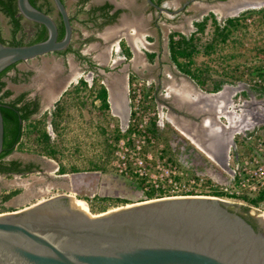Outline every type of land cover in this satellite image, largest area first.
<instances>
[{
    "label": "rangeland",
    "instance_id": "1",
    "mask_svg": "<svg viewBox=\"0 0 264 264\" xmlns=\"http://www.w3.org/2000/svg\"><path fill=\"white\" fill-rule=\"evenodd\" d=\"M75 1L64 0L69 13L74 12ZM183 1L164 2L167 7L176 8ZM222 2L219 0L214 5L209 1L194 0L180 12L172 13L156 11L145 0H137L139 9L133 13H143L145 19L137 23L134 21L140 29L131 25L130 32H127V21H123L122 14L115 23L96 28L90 21L79 20L86 17L81 10L72 19L71 45L93 60L94 66L88 70L90 73L83 68L86 62L71 52L43 53L20 60L10 68L4 79L5 85L12 89V95L22 89H32L45 78L65 71L66 67L76 66L78 72L70 79L73 81L81 75L88 82L93 79L96 84L100 78L106 79L107 91L110 87V101L107 108H102L95 99L94 91H89L87 87L71 89L70 85L66 86L61 96L63 110L55 129L49 123V111L55 95L42 102L38 112L31 118L35 128L24 132L10 153L11 157L37 161L41 167L22 175L1 178L0 212L18 209L60 193L84 200L86 210L94 215L124 203L147 199L144 192L149 189L148 182L139 175L129 176L119 171L112 162L116 150L117 155L121 153L124 157L131 153L124 150L123 144L120 147L117 139L127 135L124 130L129 125V107L133 95L138 91L139 114L150 118L155 116L161 129L157 136L154 135L152 142H145L142 146V151H149L151 156L146 160H149L145 164L147 172H152L156 160L163 156L182 170L181 181L185 182L184 185H192L195 193L220 191L222 195L215 196L259 208L258 211L264 214V199L253 205L242 198L229 196L227 192L233 185L234 169L240 157L248 151L253 135L264 131V94L251 88L252 85H259L253 80L256 76L264 80V1ZM261 6L263 8L240 17L243 24L241 29L225 41L218 42L210 53L194 54L191 66L203 70L207 77L200 86L170 61L166 48L167 32L173 29L190 32L193 29L191 20L200 18L202 10L206 13L207 9H211L215 17L221 19L244 8ZM49 14L55 18V8ZM20 23L21 29L16 35L27 39L34 23L25 17L20 18ZM9 27L8 17L0 11V31L4 38L9 35ZM210 33L211 25L207 23L201 33V40ZM125 49L129 52L126 53ZM147 51L155 52L151 59ZM104 65L107 67L105 70L102 68ZM127 72L135 74L128 82L125 78ZM12 76L17 77V80L13 81ZM119 80L122 89L117 83L114 84ZM218 80H222L221 87L216 91L208 90L211 83ZM118 92L120 98L117 97ZM221 101L222 112L226 108L231 109L229 115H233L232 125H222L220 129L213 130L214 123L221 125L225 122L224 115L216 111ZM198 108L204 110L201 119ZM184 113L185 117L181 115ZM177 116L182 120L179 127V120L176 122L175 118ZM203 117L211 119V125L192 123L197 118L202 122ZM170 118L176 125L169 121ZM43 127L50 134L55 149L53 157L45 154L36 140L37 132ZM114 127L120 130L117 139L114 137ZM165 142L168 148L164 151ZM58 165L64 169L61 174L57 172ZM71 167L75 169L71 170ZM191 177L195 178L190 184L188 179ZM171 188L172 185L165 184L153 197L174 194ZM12 190L16 192L4 198Z\"/></svg>",
    "mask_w": 264,
    "mask_h": 264
},
{
    "label": "water",
    "instance_id": "2",
    "mask_svg": "<svg viewBox=\"0 0 264 264\" xmlns=\"http://www.w3.org/2000/svg\"><path fill=\"white\" fill-rule=\"evenodd\" d=\"M15 1L22 17L42 23L47 34L29 43L0 41V70L65 47L72 33L62 0H52L60 38L54 17L29 0ZM2 130L0 112V148ZM262 226V212L209 194L152 197L93 215L60 193L0 212V264H264Z\"/></svg>",
    "mask_w": 264,
    "mask_h": 264
},
{
    "label": "trees",
    "instance_id": "3",
    "mask_svg": "<svg viewBox=\"0 0 264 264\" xmlns=\"http://www.w3.org/2000/svg\"><path fill=\"white\" fill-rule=\"evenodd\" d=\"M33 5L36 7L44 10L47 13H50L54 5L52 0H29ZM65 4L64 0H62ZM88 0H76L75 1V9L73 13L68 12V16L70 21L75 17V13L78 11L83 10L85 12L86 17L83 19H79L81 22H88L91 21L97 27L102 26L104 23L111 22L114 20L118 13V9L110 11L111 4L104 2L101 4H92L88 7H84V4ZM159 2L160 0H155ZM261 7H250L241 9L238 13L227 15L221 19L215 17L214 13L209 10L205 14H203L200 18L192 20L193 29L188 32L184 33L179 30H169L166 34V48L168 52V57L170 61L175 65V67L184 75L188 76L195 84L201 85L207 77H205L204 71L199 69L198 67H192L191 64L193 62L194 54L198 52H202L204 54L210 53L214 50L216 44L218 42L225 41L232 33L238 31L243 26L240 17L251 14L253 10L261 9ZM0 11L4 13L8 17V22L10 24L9 27V35L7 38H4L1 35L0 31V41L10 44H20V43H29L36 40L43 39L46 34L47 30L46 27L40 23L33 21L34 28L27 39H24L22 35L17 36L16 33L21 29L20 18L22 15L18 12L16 1L15 0H0ZM57 16L54 18L58 35L57 38H60L63 34V25L61 22L60 15L56 11ZM209 23L211 25V33L209 36L201 40V33L204 31L205 26ZM73 51L76 53L78 57L81 59L87 60L88 63L92 64V61L88 60V57L83 55L81 52L78 51V48L71 45V42L67 44L63 49H60L59 52L65 51ZM126 53L129 51L125 49ZM146 54L151 59L152 56L155 54L154 51H147ZM20 61V60H19ZM18 61L10 63L9 65L3 67L0 70V112L2 115V143H1V150L0 154H5L11 152L16 144L19 142L21 136L24 132L33 131L32 129L35 128V124L31 121L32 114L37 109V101L32 99L25 98V91H19L12 95L13 91L11 88L5 86V79L4 76L6 72L15 66ZM135 77V74L130 72L128 81ZM12 80H17V77L12 76ZM79 82L82 83L83 87H87L86 81L82 78H79ZM222 80H218L212 82L210 88L208 90L216 91L221 87ZM77 84L70 85L72 89L73 86L76 88ZM75 88V89H76ZM89 91H94L95 98L100 100L99 106L102 108H107L109 106L108 98H107V89L105 86L93 80L92 84L87 87ZM256 91L264 94V87L262 85H252ZM65 90L63 91V94ZM62 96V95H61ZM61 96L54 101L53 107L50 109V122L52 126L55 124V118L60 117L62 110H63V103L61 102ZM25 122H28L25 126ZM30 128V129H29ZM27 131H26V130ZM148 129L153 134L156 135L160 132V127L157 125L155 116L151 117L148 120ZM128 127L125 128L124 131H127ZM119 128L114 127V137L117 139L119 134ZM250 134L251 131H248ZM247 133V134H248ZM37 142L40 144L42 150L45 154L53 157L55 153V149L52 146V142L50 140L49 132L43 127L41 130L37 132ZM164 151L167 150L166 142L164 143ZM20 163V160L17 158H12L10 160V167L11 170H21L22 168L17 166ZM1 169V168H0ZM74 167H71V170H74ZM59 171H64L63 167L59 165ZM140 182V181H139ZM15 190L8 192L4 198L10 196L11 194L15 193ZM209 194L214 195H222L220 191H210ZM146 198L156 196L154 188L146 189L144 192ZM244 198L249 204L257 205L259 202L264 198V191L259 192L253 197L245 196L241 197Z\"/></svg>",
    "mask_w": 264,
    "mask_h": 264
},
{
    "label": "built area",
    "instance_id": "4",
    "mask_svg": "<svg viewBox=\"0 0 264 264\" xmlns=\"http://www.w3.org/2000/svg\"><path fill=\"white\" fill-rule=\"evenodd\" d=\"M253 80L264 86V80L260 77L256 76ZM131 91L134 92V89ZM139 96V92L136 91L129 107L130 116L126 137L117 139V144L120 147L123 144L124 150L131 153H127V156L124 157L121 153L117 155L118 150H116L112 162L118 166L119 171H123L129 176L136 174L144 178L148 182V187L154 188L156 193L167 184L172 185L171 191L175 192L170 195L197 194L193 191L195 188L192 185H184L185 182L181 181L182 170L178 169L175 163L166 161L163 156L156 160L153 171L147 172L145 164L151 156L149 151H142V146L145 142H152L154 135L148 129L150 117L143 113L139 114ZM194 178L188 179L189 183L193 182ZM233 179V185L227 190L229 196L253 197L264 191V131L253 135L248 151L240 157L236 169H234ZM200 181L201 178L198 179V182Z\"/></svg>",
    "mask_w": 264,
    "mask_h": 264
},
{
    "label": "flooded vegetation",
    "instance_id": "5",
    "mask_svg": "<svg viewBox=\"0 0 264 264\" xmlns=\"http://www.w3.org/2000/svg\"><path fill=\"white\" fill-rule=\"evenodd\" d=\"M154 2H156L155 0H153ZM165 0H160L159 2H156V3H158V4H160V5H162V6H164V7H167L166 6V4H165V2H164ZM192 1H194V0H184L182 3H181V5H179L178 7H176V8H170V7H167L170 11H168V12H172V13H177V12H180L184 7H185V5L186 4H188V3H191ZM204 2L206 1V2H211L212 4H214V5H217L218 4V1L219 0H203ZM147 3V2H146ZM92 4H94L93 3V1H91V0H88L85 4H84V6L85 7H88L89 5H92ZM95 4H98V3H95ZM148 6L150 7V8H152V9H154V10H156V11H159V12H161V11H166V10H163V9H157V8H155L154 6H151V5H149L148 4ZM112 6H111V8H110V11H112ZM114 10V9H113ZM209 10H211V9H207L206 10V12L207 11H209ZM212 11V10H211ZM68 12V11H67ZM213 12V11H212ZM203 14H205V13H203V10H202V12H201V16L203 15ZM120 15H121V11H118V13H117V15H116V17L114 18V20H112L111 22H108V23H104L102 26H104V25H107V24H112V23H115V21L116 20H118L119 19V17H120ZM227 16V15H226ZM225 17V16H224ZM195 19V18H194ZM197 19V18H196ZM193 20V19H192ZM192 20H191V22H192ZM91 22V21H90ZM71 24H72V21H71ZM93 24V27H96L97 28V26L94 24V23H92ZM102 26H100V27H98V28H101ZM72 32H73V25H72ZM71 36H72V33H71ZM69 42H71V37H70V40H69ZM69 42H68V44H69ZM64 48V47H63ZM63 48H61V49H63ZM60 51V49H58V50H53V51H49V52H46V53H57V54H65V53H67V52H71L74 56H76L78 59H80V60H82V61H84V62H86V65H85V67H83V68H86V71L88 72V73H90L88 70L89 69H91V67L92 66H94V64L92 63V64H90V63H88V61L87 60H84V59H81L80 57H78L77 55H76V53H74L73 51H65V52H59ZM83 55H85V56H87L86 54H84V53H82ZM88 57V56H87ZM88 60H90V61H93L90 57H88ZM78 67H76V66H73V68H68V67H66V69H65V71H63V72H61V73H56L55 75H53V76H51V77H48V78H45V80H43L39 85H36V86H34L32 89H22V90H20V91H25V98L26 99H32V100H36L37 101V109H36V111L32 114V116L33 115H35L37 112H38V110H39V108H40V106H42V102L43 101H47L49 98H51L53 95H55L54 96V99H53V101H52V105H51V107H53V103H54V101H56L62 94H63V91L64 90H66V86H68V85H72V84H77L76 86H78L79 85V87H83L82 86V83H80L79 82V78H82V79H84L85 81H86V85H87V87H89L91 84H92V82H93V79L90 81V82H88L84 77H82L81 75H78L73 81L70 79V77H73V75L75 74V73H77L78 72V69H77ZM102 68L105 70V69H107V67L104 65V66H102ZM103 70V71H104ZM129 75H130V72H127V76H125V78H126V80H127V82H128V78H129ZM72 81V82H71ZM99 82L100 83H102L104 86H105V88L107 89V86H106V84H107V80L106 79H102V78H100V80H99ZM118 84V86H120L119 88L120 89H122V83L120 82V80L118 81V82H115L114 84ZM6 84V83H5ZM114 84H112V83H110V85L112 86V85H114ZM197 85V84H196ZM6 86V85H5ZM78 87V88H79ZM76 87L75 86H73L72 87V89H75ZM109 86H108V90H109ZM107 98H108V100L110 101V97H109V91H107ZM95 99H97L98 101H99V103H100V100L98 99V98H95ZM122 101V100H121ZM111 103V102H110ZM121 106H122V103H121ZM51 107H50V109H51ZM198 110L201 112H199L200 114H199V118L201 119V117H202V115H203V109L202 108H198ZM49 114H50V111H49ZM181 115H184V117H185V113L184 114H181ZM176 118V121H178L179 120V123H181L182 122V120H181V117L180 116H177V117H175ZM200 119L198 120V118H197V120H191V121H193L192 123H194V124H199V125H201V122H200ZM49 120H50V116H49ZM55 124L52 126V124H51V122H49L50 123V126H51V128L52 129H55V127H57V124H58V121H59V118L58 117H56L55 118ZM190 121V122H191ZM190 122H188V123H190ZM0 150H1V148H0ZM12 152V151H11ZM11 152H9V153H5V154H0V181H1V178L2 177H4V176H6V175H14V174H18V175H22V174H24V173H28V172H30V171H34V170H38V169H40V167H41V165L39 164V162H37V161H34V160H32V159H21V158H17L18 160H20V163L17 165V166H19V167H21L22 169L21 170H17V171H15V170H11V168H9L10 167V160L12 159V158H16V157H11L10 156V153ZM59 169V165H58V167H57V172L59 173V174H61V173H63L64 171H59L58 170ZM64 194H68V193H64ZM246 205V204H245ZM247 206H249V207H251V208H253V209H256V210H260L259 208H256V207H253V206H250V205H247ZM260 232H263V234H264V226H262L261 228H260Z\"/></svg>",
    "mask_w": 264,
    "mask_h": 264
},
{
    "label": "crops",
    "instance_id": "6",
    "mask_svg": "<svg viewBox=\"0 0 264 264\" xmlns=\"http://www.w3.org/2000/svg\"><path fill=\"white\" fill-rule=\"evenodd\" d=\"M91 1H93L94 4L95 3L101 4V3L107 2V3L111 4V6L113 7L112 10L113 9L114 10L118 9L119 11H121L123 21H127L126 22V26H127V29H128L127 32L131 31L130 30L131 29V25H133L135 27L138 26L137 24L134 23V21H136V23H137L138 20H141V19L144 20L145 19L143 17V13H140L138 15L133 13L135 10L139 9L138 6H137V0H91ZM147 5H148V3H147ZM127 11H130V12H127ZM127 13H130V15H132V16H127L128 15ZM143 25H144V23H143ZM139 27L140 26H138L137 28H139ZM103 37H106V35L103 34ZM130 44H131V42H130ZM220 105H223L222 101H221L220 104H217L216 111L218 112V114L219 113H221V114L226 113L227 112L226 109L223 110V112H222ZM232 117H233L232 115H229V118L225 119V122L221 123V125H216L214 123V128H212V129L213 130L220 129L222 127V125L223 126H229L232 123V120H233ZM169 121L173 122V124H175V122L173 120H171V118L169 119ZM176 122H178V121H176ZM178 124L181 125V123H177V125ZM201 124H203V125H211V119L209 120V118L203 117V120H202ZM179 125H178V127H179ZM180 127H182V126H180ZM229 147H230V144L226 148V153L228 152ZM227 155H228V153H227ZM262 211H264V209H262Z\"/></svg>",
    "mask_w": 264,
    "mask_h": 264
},
{
    "label": "bare ground",
    "instance_id": "7",
    "mask_svg": "<svg viewBox=\"0 0 264 264\" xmlns=\"http://www.w3.org/2000/svg\"><path fill=\"white\" fill-rule=\"evenodd\" d=\"M228 4H230V3H228ZM227 5V4H226ZM109 91V90H108ZM110 92V91H109ZM117 97L118 98H120V92H118V95H117ZM226 113H223V115H224V117H225V119H227V118H229V111H231V109L230 108H226ZM233 116V115H232ZM72 196V195H71ZM73 197V196H72ZM73 199L74 200H77V201H80L81 202V204H82V206H83V208L86 210L87 209V207H86V202L84 201V200H82V199H79V198H76V197H73ZM94 215V214H93Z\"/></svg>",
    "mask_w": 264,
    "mask_h": 264
}]
</instances>
